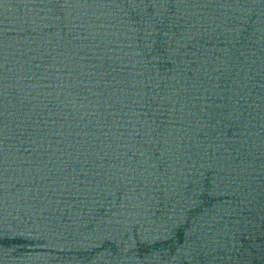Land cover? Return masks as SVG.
Returning a JSON list of instances; mask_svg holds the SVG:
<instances>
[{
  "label": "water",
  "instance_id": "95a60500",
  "mask_svg": "<svg viewBox=\"0 0 264 264\" xmlns=\"http://www.w3.org/2000/svg\"><path fill=\"white\" fill-rule=\"evenodd\" d=\"M0 264H264V0H0Z\"/></svg>",
  "mask_w": 264,
  "mask_h": 264
}]
</instances>
